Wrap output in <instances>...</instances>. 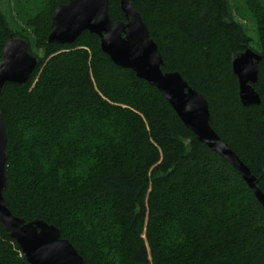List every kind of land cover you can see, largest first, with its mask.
I'll list each match as a JSON object with an SVG mask.
<instances>
[{"label":"trees","instance_id":"1","mask_svg":"<svg viewBox=\"0 0 264 264\" xmlns=\"http://www.w3.org/2000/svg\"><path fill=\"white\" fill-rule=\"evenodd\" d=\"M17 0L23 28L0 10L4 44L21 38L37 66L5 84L6 208L59 230L84 264H264L262 209L235 169L198 142L152 86L115 66L99 38L48 43L67 0ZM256 29L258 105L242 106L234 57L251 39L227 0H131L163 61L207 102L209 125L264 193V0H245ZM33 9V10H32ZM33 11V12H32ZM124 22L119 0L108 1ZM252 50V49H251ZM0 264H28L0 225Z\"/></svg>","mask_w":264,"mask_h":264},{"label":"water","instance_id":"2","mask_svg":"<svg viewBox=\"0 0 264 264\" xmlns=\"http://www.w3.org/2000/svg\"><path fill=\"white\" fill-rule=\"evenodd\" d=\"M109 0H67L57 5L51 16L48 43L72 45L84 32L99 38L101 51L117 67L130 70L135 77L154 87L168 103L181 123L210 151L237 171L262 209L264 193L257 180L228 145L211 129L206 100L191 89L177 72H162V58L131 0H119L124 22H113L108 15ZM262 57L247 48L237 54L231 71L237 79L242 106L258 105L253 86L257 82ZM37 66L21 38H10L3 47L0 61V91L5 84L24 85ZM6 136L0 112V225L20 248L28 264H84L72 245L60 237L59 230L41 220L25 222L5 206Z\"/></svg>","mask_w":264,"mask_h":264},{"label":"rangeland","instance_id":"3","mask_svg":"<svg viewBox=\"0 0 264 264\" xmlns=\"http://www.w3.org/2000/svg\"><path fill=\"white\" fill-rule=\"evenodd\" d=\"M16 1L17 0H0V10L6 17L10 29L17 32L18 30H21L24 27L21 18L22 15L25 14L28 9L33 8V6L21 4L20 6H23L26 9H24L21 12V15L18 16V14L15 13L16 7L15 9L13 7ZM40 1L41 0H38L37 2ZM227 1L229 3L233 19L242 26L247 36L251 39L252 41L251 49L252 51L255 52L256 51L255 46L257 42L255 23L252 15L247 9L246 1L245 0H227Z\"/></svg>","mask_w":264,"mask_h":264}]
</instances>
